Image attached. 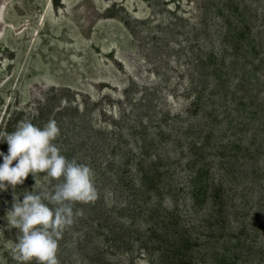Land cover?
Wrapping results in <instances>:
<instances>
[{
	"label": "rangeland",
	"instance_id": "obj_1",
	"mask_svg": "<svg viewBox=\"0 0 264 264\" xmlns=\"http://www.w3.org/2000/svg\"><path fill=\"white\" fill-rule=\"evenodd\" d=\"M3 17L0 130L54 119L98 193L59 264H264V0H8ZM34 175L0 192V264H19L13 195L62 182Z\"/></svg>",
	"mask_w": 264,
	"mask_h": 264
},
{
	"label": "clouds",
	"instance_id": "obj_2",
	"mask_svg": "<svg viewBox=\"0 0 264 264\" xmlns=\"http://www.w3.org/2000/svg\"><path fill=\"white\" fill-rule=\"evenodd\" d=\"M59 132L54 119L43 127L20 121L12 132L0 130V144L8 146L7 154L0 151V192L22 185L30 173L34 179L39 172L54 180L62 178L51 192L28 191L22 200L13 195L6 213L11 217L10 223L19 229L12 249L19 264H30L33 260L36 264H59L58 240L64 229L74 223V217L83 215L82 210H73V204H88L97 199L90 167L67 159L53 143Z\"/></svg>",
	"mask_w": 264,
	"mask_h": 264
},
{
	"label": "bare ground",
	"instance_id": "obj_3",
	"mask_svg": "<svg viewBox=\"0 0 264 264\" xmlns=\"http://www.w3.org/2000/svg\"><path fill=\"white\" fill-rule=\"evenodd\" d=\"M8 4V0H0V38H1V36H2V34H3V30H4V27H3V25H4V12H5V8H6V6H7V4Z\"/></svg>",
	"mask_w": 264,
	"mask_h": 264
}]
</instances>
